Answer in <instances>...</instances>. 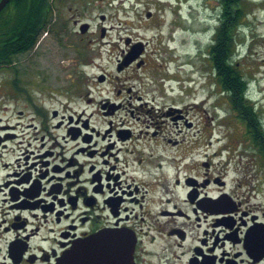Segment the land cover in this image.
<instances>
[{"label": "flooded vegetation", "instance_id": "af4514ba", "mask_svg": "<svg viewBox=\"0 0 264 264\" xmlns=\"http://www.w3.org/2000/svg\"><path fill=\"white\" fill-rule=\"evenodd\" d=\"M61 1L50 0L47 35L25 52L10 47L19 41L4 21L12 5L0 13V264H60L76 247L90 244L92 254L121 243L132 252L128 264H264V99L218 89L235 132L213 153L227 154L217 166L210 153L198 158L200 142L214 144L211 133H185L194 123L164 85L173 78L142 85L145 95L135 90L140 78L128 72L146 65L147 43L122 40L117 74L90 81L112 84L97 89L98 99L75 81V89H28L33 78L26 83L18 66L36 67L45 43L51 55L63 52L62 69L80 68L78 79L101 67L106 44L87 37L84 11L65 3L75 10L67 18ZM59 98L68 100L62 108Z\"/></svg>", "mask_w": 264, "mask_h": 264}, {"label": "rangeland", "instance_id": "374dc122", "mask_svg": "<svg viewBox=\"0 0 264 264\" xmlns=\"http://www.w3.org/2000/svg\"><path fill=\"white\" fill-rule=\"evenodd\" d=\"M186 1L62 0L61 10L66 13L67 18L72 17L75 10L84 11L85 16L82 20L86 19V23L91 25L87 37L106 44L100 46L101 58L99 59L101 60L97 61L101 67L96 64L95 67L93 65L86 67L83 69L84 76L78 79L77 75L81 73L80 68L62 69L60 63L65 58L63 52L51 55L49 46L45 43L40 50L45 56L37 59L36 67L31 68L25 61H21L18 66L22 67L21 69L26 67L29 71L23 75L25 82L33 78L34 84H28V89H65V87L75 89L73 85L79 82L81 87L83 86L82 89H94L93 95L98 99L97 89L100 87L112 89V84L101 86L96 81L93 83L90 81L99 72L109 75L117 74L118 51L126 48L122 40L130 38L147 43L146 65L136 72L126 71L140 78L133 82L136 86L135 90H140L145 95L149 89L141 90L142 85L162 86L164 79L173 78L175 81L168 80L169 82L164 85L173 86L176 89L175 92L182 101L180 105L188 109L187 118L194 123L193 130L185 131V133L195 134L200 129L201 134L211 133L212 135L210 141L214 144L211 148L207 147L209 141L200 142L198 158L202 160L207 152L217 166L222 164L227 155L226 152L221 158H215L213 153L220 151L221 145L230 139L231 133L235 132V121L230 113L227 93L217 90L223 88L216 84V76L209 57V50L214 45L215 35L221 24L222 7L218 0ZM242 1L246 4L245 12H243L246 23H243L242 28L234 31L233 61L238 65L246 82H250L252 98L264 99V9H262L264 0ZM65 3L75 10L66 11ZM180 12L186 19L183 20V17L178 14ZM101 16L105 19L102 20ZM83 26L87 28L86 24ZM71 29L77 31L74 25H71ZM105 29L107 31L103 35ZM114 44H118L120 48ZM49 65L53 68L51 69ZM128 73L119 76L121 78L129 75ZM68 74L72 76L67 79ZM153 76L159 80L152 81ZM1 78L2 74H0V80ZM191 79L193 82H188ZM179 85L184 88L180 89ZM150 90L152 92V89ZM67 102L68 100L59 98L56 107L62 108ZM258 106L264 118V100ZM204 122L209 123L208 130L204 128ZM198 161L194 158L191 163Z\"/></svg>", "mask_w": 264, "mask_h": 264}, {"label": "trees", "instance_id": "16d2710c", "mask_svg": "<svg viewBox=\"0 0 264 264\" xmlns=\"http://www.w3.org/2000/svg\"><path fill=\"white\" fill-rule=\"evenodd\" d=\"M222 3V24L215 37L216 44L210 52V60L216 72L217 83L223 89H231L241 101L243 89H247V83L239 71V67L233 61L234 54V31L244 21L245 1L242 0H221ZM12 18L4 19L8 24V34H12L19 41L11 48L17 52H25L31 48L48 25V12L50 0H12ZM11 35V36H12ZM250 116L251 110L247 111ZM255 118V115H254Z\"/></svg>", "mask_w": 264, "mask_h": 264}, {"label": "water", "instance_id": "95a60500", "mask_svg": "<svg viewBox=\"0 0 264 264\" xmlns=\"http://www.w3.org/2000/svg\"><path fill=\"white\" fill-rule=\"evenodd\" d=\"M9 1L10 0H1L0 11L7 5ZM108 246L110 249L109 252L106 245L101 248H97L95 246V251L92 254H90V244H87L82 248L76 247L73 252L67 254L63 258L60 264H90L91 258H94V260H92L93 264H112V262L117 261H112V256L114 258L118 256L119 264H128L126 260L129 258L132 260V252L129 247L123 246L122 243L119 246L115 244H108Z\"/></svg>", "mask_w": 264, "mask_h": 264}]
</instances>
